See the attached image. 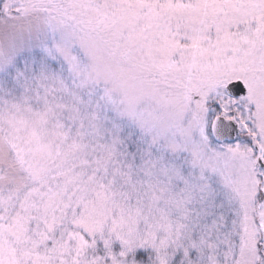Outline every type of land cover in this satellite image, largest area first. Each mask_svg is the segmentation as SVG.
Returning <instances> with one entry per match:
<instances>
[{"label": "snow or ice", "instance_id": "obj_1", "mask_svg": "<svg viewBox=\"0 0 264 264\" xmlns=\"http://www.w3.org/2000/svg\"><path fill=\"white\" fill-rule=\"evenodd\" d=\"M0 264H264V0H0Z\"/></svg>", "mask_w": 264, "mask_h": 264}]
</instances>
